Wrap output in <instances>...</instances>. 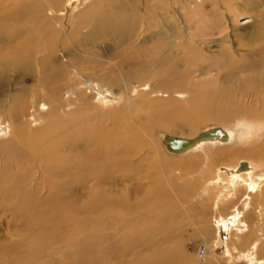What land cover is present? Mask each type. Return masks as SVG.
Segmentation results:
<instances>
[{
  "label": "bare ground",
  "instance_id": "obj_1",
  "mask_svg": "<svg viewBox=\"0 0 264 264\" xmlns=\"http://www.w3.org/2000/svg\"><path fill=\"white\" fill-rule=\"evenodd\" d=\"M75 1L0 0V106L2 113L4 112L3 114L11 120L17 121L21 116H28L26 114L36 102L47 100L55 104L46 113L43 128L39 130L41 133L29 130V127L22 123H17L13 128V137L9 141L0 142V202L10 201L8 207L25 214L27 223H37L40 228L42 227L41 233L44 235H47L49 230L44 229L43 223L52 218L55 221L59 220L61 215L62 217L65 215L67 220L79 222L80 225L93 226L95 223L98 226L102 224V216L109 215L111 212H117L115 222L122 223L124 219L119 216L122 213L133 216L141 211L158 210L160 206L168 210L169 214L164 218L154 215L151 222L146 219L148 228L155 224L165 226L170 224L171 220L176 221L175 205L167 199L169 198L167 190L174 193L179 202H182L180 203L182 206L186 197L196 192L199 186V193L214 194L210 199V202L213 200V204L210 203L213 211L210 209L209 213H216L215 231L221 229L218 224L222 225L224 230H228L229 222L236 228L243 220L252 224L257 214L260 218L258 221L264 224V32L260 26L258 32L250 33L246 41L239 42L240 49H234L231 47V40L226 38V26H223L225 12L220 9L223 8L222 4L230 5L239 1L243 4L250 3L251 6L258 1L145 0L157 1L164 12L161 13L156 25H159L157 30L159 42L152 45H149L150 42L145 43L147 46L143 49L145 51L155 49L158 54H161L163 65L169 59L172 60L173 54L176 60L171 63L174 64H169V68L162 67V73L165 74L162 76L164 78L161 80L162 86L165 90L175 88L174 93L182 96L186 94L189 97L188 110L183 113H180L181 107L177 101L169 99L160 102L158 110L161 118L158 124L175 125L174 127L177 128L187 125L196 131L195 134L185 137L167 132L157 133L155 148L158 155L163 153L164 156L161 157L167 158V162L172 164L173 167L170 170L172 177L168 179L161 173V181H155V184L150 187L142 186L141 181L144 178L141 163L146 161L150 166L157 167L154 165L155 158L150 148H144L146 144L140 128H136L135 122L134 125L128 121V118L133 115L141 118L139 110L134 107V113L131 111L130 117L126 114L120 119L116 117L117 115L110 117L112 121L108 124L103 121L102 116H88L84 113L92 108L88 100L91 95L83 94L79 104L73 100L69 102L67 99L69 103L65 101L63 104V95L68 94L70 98H73L78 94L74 85H71L72 87L64 93H61L63 90L60 91L61 85H57L66 70V63L62 61L64 55L61 56L59 53L64 49L67 50L68 44L73 46L82 31L86 30V34L90 35L101 28L112 27L122 35L124 34L123 37L120 35L121 38L117 36V39L121 41L123 38L130 37L125 33L133 28H140L142 32L143 13L138 12V6L143 0H88L82 9L77 11L74 10ZM80 1L84 3L86 0H79V3ZM149 5L146 10L150 8ZM64 6H68V9L71 12L74 10L75 13L70 15L66 13V17L60 16L65 14L61 12ZM169 6H172L170 13ZM140 10L143 11V5ZM214 34L219 35L218 48L207 49L210 38ZM148 35L153 38L147 42H152L156 38V34ZM179 53L182 56L178 60ZM123 59L124 62L128 57ZM78 61H80L79 58L75 63ZM180 66L183 69L178 70ZM212 71L214 77H210ZM13 72L16 75L12 82L7 83L8 79L4 82L5 78ZM194 72H198L196 76L199 79L192 80L193 77L195 78ZM191 75H193L192 79L187 81L186 77ZM131 76L125 73L126 79H131ZM17 82L21 85L18 90H14ZM92 84L94 86L93 81H88L84 82L86 87L79 86L93 91L95 88ZM95 92V95L91 97L99 102L100 91L95 90ZM125 98L123 104L126 107L129 97L125 96ZM6 99L9 100L8 107L4 106ZM209 112L215 116L214 123L220 124H204L209 121V117L206 116ZM169 113L179 114L180 118L176 116L175 120H178H172ZM235 120L241 122L231 126L230 123ZM201 122L203 126H200ZM149 123L146 127L154 126ZM4 126L0 122V131L4 129ZM8 132L10 133V130ZM177 140L178 144H176ZM142 142L144 152L140 154ZM222 155L226 161H220ZM166 167H161L159 171ZM34 173H38L39 181L34 182L33 188H28L27 186L31 185L28 178ZM190 178L194 180L189 185L185 184ZM126 179L137 180V184L133 190L124 189V193L115 196L112 184ZM178 180H184L183 184H176ZM42 187H45V196L39 195ZM235 188L237 191L244 192L242 195L247 197L241 195L244 200L241 201L240 208L236 209L234 206L241 197L237 192L236 200L226 203L228 208L233 207V209L229 214L225 213L223 218L219 213L222 208V205L219 206V201H224L226 193L229 192L230 195ZM135 194H143V198L133 202L131 197ZM159 196L165 201L158 203L156 200ZM249 200L251 203L249 212H243L246 215L238 219V213L244 209L243 205H247ZM205 204L199 207L202 213H206V208L209 206ZM251 210L257 213L252 216ZM74 217L76 219L73 220ZM216 218L220 219L216 220ZM127 225L129 228L131 221ZM124 235L126 238H134L133 234ZM251 235L239 236L238 240L236 239L237 242H241L239 245L244 247L240 255L248 256L250 246H248L249 243L246 246L245 242H249ZM218 238L216 242L223 243ZM257 238L260 239L259 236ZM228 246L231 247L227 244L224 246L226 254L232 256ZM35 249L32 247L30 251ZM86 249L92 252L89 247L84 246L83 250ZM249 254L251 262L253 260L259 264L264 262V259L257 255L259 253ZM96 259V264H107L106 257L101 253ZM151 261L142 257L139 261H130L126 264L142 262L155 264ZM157 263L166 264L162 260H158Z\"/></svg>",
  "mask_w": 264,
  "mask_h": 264
},
{
  "label": "rangeland",
  "instance_id": "obj_2",
  "mask_svg": "<svg viewBox=\"0 0 264 264\" xmlns=\"http://www.w3.org/2000/svg\"><path fill=\"white\" fill-rule=\"evenodd\" d=\"M87 1L88 0H86L84 3H81L80 1V4L79 0H76L74 4V10L76 9L77 11L82 9ZM257 1L258 3L251 6L250 3L243 4L242 2L237 1L236 3L230 5L222 4L223 8H220L225 12V15L223 16V26H226V38L228 37V39L231 40V47H233L234 49H240L239 42L246 41L250 33L258 32L260 30V26L262 27L261 30L264 32V0ZM142 5L143 11L140 10ZM147 5L150 6L148 10H146ZM172 5L175 6V4ZM176 6L178 7V5ZM63 9L64 10L61 12L65 14L60 16L66 17V13H69V15L71 13H75L74 10H72L73 12H71V10L68 9V6ZM168 9L170 13L172 11V6H169ZM138 12H140L141 14L143 13L142 32L140 28H133V30H130L128 33H125L126 35L129 34L130 37L123 38V41L117 39V36L120 37L122 33L113 29L112 27H105L103 29L101 28L98 31L94 32V34L90 35L86 34V30H84V32L82 31L78 35L79 39L77 38L75 40V46L68 44V49H64L59 53V55L61 56L64 55L62 56V61L64 64L66 63V70L65 74L60 78V80H62L58 81L57 85H61L59 86L61 88L60 91L63 90L61 91V93H64L65 91L69 90V88L72 87L71 85H74L78 94L74 95L73 98H70L71 96H68V94L63 95L62 98L64 99L61 98L62 103L65 102L67 99V101L69 102H72L73 100V102L79 104V101L81 100L80 98H82L83 94L87 93L88 96L91 95L93 97V95H95L96 93L95 90H99V102H96L95 99L90 96L88 100L90 101V107L92 108L83 111H85L84 113L88 114V116L98 115L99 117H104L103 121L108 124L112 121L110 117H115L117 115L116 117L120 119L122 116H124V114H126L127 117H130L132 115L131 111H133L132 113H134V109L139 110L141 118L137 117L136 115H133L132 117L128 118V121L133 124L135 122L136 125H134L136 126V128H140L144 137L143 139L145 140L146 144L144 145V148H150V151L153 152L155 158L154 165H157V167L150 166L146 161L141 163L143 165L144 178L141 181L142 186L150 187L155 184V181L158 182L160 180L161 173H163V175L168 179L172 177V174L170 172L173 167L172 164L167 162V158L161 157L164 156L163 153L162 155H158L159 153L155 148L154 142H156L157 140V133L167 132L185 137L188 135L195 134L196 131L190 129L187 125L183 128H177L174 127L175 125L161 126L158 124L159 118H161L158 110L160 109V102L169 99L177 101L179 102L181 107L180 113H183L188 110L189 106L187 100H189V97L186 94H183L184 96H182L174 93L173 91L175 90V88H168L167 90H165L162 86L161 80L164 79L162 78V76L165 75L162 73V67L167 66V68H169L171 64H174L171 63L176 60L173 54L171 55L172 60L169 59L163 65V59L160 53L158 54L155 49L150 51H145V49H143L147 46L145 45V43L150 42L149 45H152L156 44V42H159V40L157 39V30L159 25H156L161 13H163L164 10L161 9L157 1L149 2L143 0V2H141V4L138 6ZM148 34H156V38L152 40V42H147V40L153 38V36ZM218 36L219 35L217 34L211 36V41L206 47L207 49L209 48L210 50H212L218 48L217 45L220 42ZM144 39L146 40V42ZM212 40L214 43L212 42ZM139 47L141 49H139ZM178 56L179 60L182 54L179 53ZM76 57L79 58L80 61L75 63L77 59ZM126 57H128V59L123 62V58ZM143 67L145 70L143 69ZM181 69L183 68L180 66L178 70ZM125 73L131 74V79H126ZM197 73L198 72H194L195 78L193 77L192 79V76L194 75L193 74L189 77L187 76L186 80L189 81L191 79H199V77L196 76ZM14 75H16L14 72L13 74L11 73L8 78H5L4 82L7 79V83L12 82V80L14 79ZM143 75H145V77ZM211 76H215L213 71L210 73V77ZM78 81H80L82 84H79ZM88 81L94 82V86L92 84V87H94L95 90L92 91L88 88H83L86 87V85H84V82ZM15 85L16 86H14V90H18V87L21 85V83L17 82ZM79 85L84 86L82 87ZM125 96L129 97L128 105L126 107L123 104L126 99ZM5 101V104L4 102L2 103L5 107H8L9 100L6 99ZM67 101L65 103H69ZM49 102L50 101L47 100L43 102L41 101L40 103L36 102L31 108V110L26 114L28 116H21L19 118L20 120L18 119L19 121H16L14 119L11 120L6 114H3L4 112L2 113L0 106V122L1 124L5 125V130L3 129L2 131H0V142L9 141L13 137V128L16 126L17 123H22L27 128L29 127V130L41 133L39 130L43 128L46 113L48 112V110L51 109V106L55 105L54 103L51 104ZM80 105H82V103ZM34 111H36L35 114H33ZM169 115L172 116V120H175L176 116L180 118L179 114L174 115V113H169ZM206 116L209 117V121L204 124H220L214 123L215 116L212 112H209L208 114H206ZM177 120L178 119H176L175 121ZM4 121L7 123V125ZM239 122L241 121L235 120L231 122L230 125H238ZM148 123L150 125L154 124V126L152 125L153 127L150 128L146 127V124ZM202 123L203 122L200 123V126H203ZM9 130L10 133L8 132ZM144 148L142 142L140 154L144 152ZM220 159V161H226V158L223 155L220 157ZM1 161H3V159ZM144 165L148 166L146 167ZM161 167H166L167 169L165 168V171H159L160 169H162ZM150 168L154 169L152 170ZM38 178V173H34V175L32 174L28 178V182L31 183V185L28 184L29 186L27 187L33 188L34 182L36 180L37 182L39 181ZM192 180L194 179L190 178L186 181L185 184L189 185ZM177 182L178 183L176 184H183L184 180H178ZM136 184L137 180L131 179H126L122 182H114L112 184L114 188L113 194L115 196H119L124 193V189H129L131 191L133 190V187ZM236 188L234 189L235 191H232V193H230V195L229 192L226 193L227 195L224 198V201H219V206L222 205V208L219 210V213L222 214L221 217L225 216V213L226 215L229 214V212L233 209V207L228 208L227 204L233 200H236L237 192H239L240 196L244 193L242 191H237ZM167 192L169 197L167 199H169L175 205L174 207L176 212V221L173 222V220H171L172 222L168 225L162 226L160 224H155L147 228L146 219L147 221L151 222L152 217L154 215H157L159 218H164L167 214H169L168 210H165L163 206H160L158 210H147L144 212L141 211L138 215L133 214V216L128 214L126 216V213L124 215L123 213L119 214V216L124 219L122 223L126 224L125 227L121 222H115L117 212H111V214L113 215L109 214L110 216H102V224H98V226L95 223L93 224V226L89 224L80 225L79 222H73L69 219L67 220V217L65 215L63 217L61 215L59 217V220L57 219L55 221V219L52 218L49 221L47 220L43 223L44 229L46 228L49 230L47 235L41 233L43 231L41 230L42 227L40 228L37 223H27L25 221V214L16 210L14 211V209L8 207L10 201L4 200L3 202H0V264H70L71 262H75V264H96V257L99 253L106 257L105 260L107 264H126L130 261H139L142 259V257H146L148 261H154L155 264L156 262H158V260H162L166 264H259V262H256V260H253L252 262L250 261L251 255L249 253L251 252L259 253L257 255L261 259H264V224L258 221L260 220L258 214L255 215L256 217L254 218V222H252V224H250L249 222L247 223L243 220L244 222L242 221L241 223H239L236 228V226H232L229 222V226L227 228L228 230H224L223 226L218 224L221 229L215 231L214 219L216 213H209L210 209H212L213 211V208H211L212 205L210 204H213V200H211L210 202V199H212V195L214 194H212L211 192L210 195H207L206 193H199L198 186L196 192L191 193L190 196H187L185 199L186 201L184 200L185 202L181 206L180 203L182 202H179L178 198L175 197L174 193H171L170 190H167ZM45 194L46 193L44 187L43 189H40L39 195L45 196ZM242 196L237 201L238 205L235 202L236 205L234 207L236 209L240 208L241 201L244 200V197H247ZM142 198L143 194H135L131 197V200L133 202H136L137 199L141 200ZM162 200L163 198L159 196L156 201L160 203V201ZM163 201H165V199ZM247 203V205H243L244 209H242L238 213V219L243 218V216L246 215L247 211L250 210V200ZM203 204L207 206L209 205L206 208V213L200 212L199 207ZM252 211L253 210H251V212ZM256 213L257 211L255 213L252 212V216ZM229 217L230 216H228V218ZM74 219H76V217H74L73 220ZM217 219L219 220L220 218H216V220ZM125 221L127 223L131 221V225L129 228ZM257 221L258 223H255ZM26 223L28 225H26ZM257 225H262V228ZM248 226H250L251 228ZM247 228V231L249 232L248 234L246 231ZM138 233L140 234L138 235ZM254 233L257 235L255 236ZM124 234H133L134 238H126ZM217 235L219 238L217 237ZM245 235H251L252 237L249 236V238H253V241L249 239V242H245L246 246L248 245V243V246H250V252H248V256H243L242 254L240 255V251L244 247L239 245L241 244V242L236 241V239L238 240L239 236L243 237ZM258 236L260 237V239L257 238ZM217 238L220 239V241H222L224 244H219L218 242H216ZM226 244L231 246L228 247L229 250L232 251V256L228 253L226 254V250L224 247ZM84 246L89 247L92 252L87 251V249L83 250ZM32 247H35L36 249L34 251H30ZM141 264H143V262ZM262 264H264V262Z\"/></svg>",
  "mask_w": 264,
  "mask_h": 264
},
{
  "label": "water",
  "instance_id": "obj_3",
  "mask_svg": "<svg viewBox=\"0 0 264 264\" xmlns=\"http://www.w3.org/2000/svg\"><path fill=\"white\" fill-rule=\"evenodd\" d=\"M178 143H179V141L177 140V141H176V144H178Z\"/></svg>",
  "mask_w": 264,
  "mask_h": 264
}]
</instances>
